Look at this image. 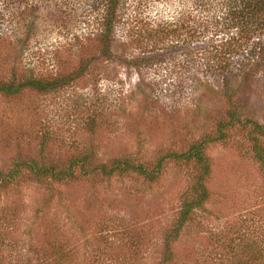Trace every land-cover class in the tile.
Returning <instances> with one entry per match:
<instances>
[{"label":"rangeland","instance_id":"374dc122","mask_svg":"<svg viewBox=\"0 0 264 264\" xmlns=\"http://www.w3.org/2000/svg\"><path fill=\"white\" fill-rule=\"evenodd\" d=\"M45 1H21L19 9L0 2L7 18L0 20V82L73 79L51 92L0 93V171L82 156L94 166L131 158L150 168L215 134L232 110L227 86L245 114L264 123V35L254 37V58L239 55L214 74L184 62L170 69L126 63L144 50L143 34L192 23L208 0H123L112 39L118 61L98 58L83 4L73 11L78 0H55L47 10ZM244 141L232 130L207 147L211 201L169 250L165 236L181 212L190 166L167 163L157 183L129 172L47 184L22 167L16 183L0 189V264H58L55 254L65 256L61 264H244L252 250L264 257V172Z\"/></svg>","mask_w":264,"mask_h":264},{"label":"trees","instance_id":"16d2710c","mask_svg":"<svg viewBox=\"0 0 264 264\" xmlns=\"http://www.w3.org/2000/svg\"><path fill=\"white\" fill-rule=\"evenodd\" d=\"M3 4L19 6L20 2L29 0H0ZM53 1L46 0L44 9L57 8L51 5ZM123 0H78L71 10L76 11L77 6H82V18L93 27V40L101 44L100 57L107 60L118 61L123 59L122 54L113 51L112 39L119 25L121 14L118 12ZM203 3V0L201 1ZM210 3V4H209ZM31 6L33 11L36 10ZM18 7V9H19ZM39 9V8H38ZM195 12V19L191 22H173L160 26L161 29L152 30L143 34L144 50L132 57L128 64L145 67L154 66L156 63L165 65L170 69L174 63L184 62L192 68H201L214 74L233 65V58L239 55L254 58L257 46L252 47L255 36L264 35V0H208L206 5H201ZM0 20H6L0 13ZM93 19V21H92ZM181 20V19H180ZM14 21V20H12ZM11 21V22H12ZM199 22V23H198ZM34 21L27 26L28 31H34ZM76 28V26H75ZM145 37V38H144ZM144 38V39H143ZM140 41V40H139ZM162 43V48L158 43ZM256 41V44H259ZM153 44V45H150ZM167 44V45H166ZM254 44V43H253ZM150 47V48H149ZM219 51V49H223ZM261 53V51H259ZM260 55V54H259ZM259 58V56H258ZM231 69L225 79L232 77ZM71 76H61L53 79L37 77L27 78L23 83L15 81L0 82V93L6 96L19 94L23 89L30 88L39 92H51L62 88L72 81ZM223 95L229 100L232 110L227 114L226 120H219L214 135H205L192 142L189 147L179 152H168L153 164L147 167L136 164L131 158L115 159L110 164L93 165L90 158L82 156L66 162H52L38 164L35 161L17 163L7 172L0 171V189L16 183L17 177L22 173V167L30 170L31 179L38 184H47L51 181L58 183L71 182L79 177H88L98 173L107 178L114 175H124L133 172L143 177L148 183H157L169 162L182 163L190 166L192 172L186 192L183 196L181 212L176 222L166 234L167 249L176 240L193 220L198 211H204L206 204L211 201L212 193L208 188V181L212 173L211 158L206 154L211 143L226 142L232 130H239L245 136V143L251 157L260 165L264 172V146L261 138L264 137V123L248 117L242 104L233 99L235 89L227 86ZM244 146V144L242 145ZM247 254L249 257L244 264H264V257L259 253ZM61 264L65 258L63 254L53 255ZM52 256V257H53ZM169 262L168 260H165Z\"/></svg>","mask_w":264,"mask_h":264}]
</instances>
